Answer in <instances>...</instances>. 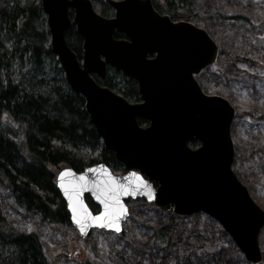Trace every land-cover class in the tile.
<instances>
[{"label":"water","instance_id":"95a60500","mask_svg":"<svg viewBox=\"0 0 264 264\" xmlns=\"http://www.w3.org/2000/svg\"><path fill=\"white\" fill-rule=\"evenodd\" d=\"M104 3L113 10L111 18L97 14L89 0H40L50 51L68 88L83 97L104 150L112 153L126 171L115 176L104 164L80 173L62 169L65 176L60 179L59 172L55 185L70 224L81 239L93 229L119 234L128 217L126 201L141 199L177 216L207 215L228 235L246 262L261 263L258 237L264 228V211L231 168L234 109L225 99L204 94L195 79L216 60L217 46L204 30L159 14L151 0ZM71 26L82 40L81 61L65 40ZM116 34L123 38H115ZM107 68L136 83L139 102L129 103L94 80L93 76L104 81ZM138 121L147 124L142 127ZM189 141H197L199 146L192 149ZM132 172L147 181L148 187L130 188L120 196L126 210L118 220L120 231L97 223L95 218L105 211L97 199V185L107 179L106 173L127 185L123 178ZM129 179L134 187V178ZM61 183L70 194L79 192V200L75 195L71 200L77 205L75 213ZM81 184L86 186L81 189ZM85 196L99 208L98 213L92 214Z\"/></svg>","mask_w":264,"mask_h":264},{"label":"trees","instance_id":"16d2710c","mask_svg":"<svg viewBox=\"0 0 264 264\" xmlns=\"http://www.w3.org/2000/svg\"><path fill=\"white\" fill-rule=\"evenodd\" d=\"M89 1L97 14L113 16L104 0ZM151 1L158 13L174 22L192 17L195 0ZM69 15L72 17L71 10ZM115 38L123 36L116 34ZM65 40L80 61L82 40L73 26ZM95 81L129 103L139 102L136 83L109 68L104 81ZM84 104L83 97L68 88L50 51L40 0H0V184L22 212L37 214L53 225H70L65 202L55 185L61 169L80 173L104 164L113 175L126 172L113 154L104 150ZM198 145L197 141L188 142L190 148ZM257 155L264 160V149L257 150ZM85 202L92 214L99 212L88 196ZM167 232V226L154 229L156 247L167 248ZM0 264H50L38 237L12 228L1 205Z\"/></svg>","mask_w":264,"mask_h":264},{"label":"rangeland","instance_id":"374dc122","mask_svg":"<svg viewBox=\"0 0 264 264\" xmlns=\"http://www.w3.org/2000/svg\"><path fill=\"white\" fill-rule=\"evenodd\" d=\"M191 13L188 22L218 48L214 63L195 79L206 95L219 96L234 109L231 168L264 211V160L257 155L264 149V0H195ZM0 205L12 228L38 237L50 264H250L203 213L177 216L141 199L129 200L121 233L93 229L81 239L71 225L22 212L1 184ZM160 225L168 227L165 249L153 242ZM258 245L264 264V228Z\"/></svg>","mask_w":264,"mask_h":264},{"label":"snow or ice","instance_id":"6c2138e0","mask_svg":"<svg viewBox=\"0 0 264 264\" xmlns=\"http://www.w3.org/2000/svg\"><path fill=\"white\" fill-rule=\"evenodd\" d=\"M91 171V170H90ZM107 179L103 181L102 184H98V195L97 199L101 204L104 205L105 211L100 214V216L96 217L95 220L97 223H102L104 227L110 228L114 231H120L118 220L121 216L126 214V210L120 204V196L122 194H127L129 189L132 188L133 191L139 190L142 187H148L147 181H145L139 174L132 172L129 173L128 177H124L123 179L128 181V184L120 183L118 178L112 177L110 174H107ZM65 176V172H60L59 178L63 179ZM134 178L135 186L132 185V180L129 178ZM80 180L83 181V175L80 177ZM64 189L65 195L69 198V207L73 211V213L77 210V205L71 203L72 196L75 195L77 201L79 200V192L69 193V190L65 188L64 184L61 183L59 185ZM86 185L81 184V189ZM148 199H152L151 192L148 193ZM73 219L79 223V220L76 219L75 215ZM81 232H83V227H81Z\"/></svg>","mask_w":264,"mask_h":264}]
</instances>
